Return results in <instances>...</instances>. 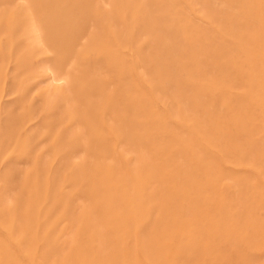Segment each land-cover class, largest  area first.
Returning a JSON list of instances; mask_svg holds the SVG:
<instances>
[{
	"label": "rangeland",
	"instance_id": "1",
	"mask_svg": "<svg viewBox=\"0 0 264 264\" xmlns=\"http://www.w3.org/2000/svg\"><path fill=\"white\" fill-rule=\"evenodd\" d=\"M0 264H264V0H0Z\"/></svg>",
	"mask_w": 264,
	"mask_h": 264
}]
</instances>
